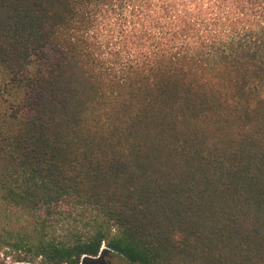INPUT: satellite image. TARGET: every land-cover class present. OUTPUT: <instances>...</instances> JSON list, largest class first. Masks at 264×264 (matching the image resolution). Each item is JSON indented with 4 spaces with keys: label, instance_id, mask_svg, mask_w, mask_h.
Listing matches in <instances>:
<instances>
[{
    "label": "trees",
    "instance_id": "16d2710c",
    "mask_svg": "<svg viewBox=\"0 0 264 264\" xmlns=\"http://www.w3.org/2000/svg\"><path fill=\"white\" fill-rule=\"evenodd\" d=\"M2 86L0 252L264 264V0H0Z\"/></svg>",
    "mask_w": 264,
    "mask_h": 264
},
{
    "label": "rangeland",
    "instance_id": "374dc122",
    "mask_svg": "<svg viewBox=\"0 0 264 264\" xmlns=\"http://www.w3.org/2000/svg\"><path fill=\"white\" fill-rule=\"evenodd\" d=\"M1 93H0V114L6 109V103H5V100L6 101H9L11 100L10 98V90L8 89H5V86H2L1 87ZM103 249L106 250V247H104ZM15 254L13 253H10V251H2L0 252V264H32V263H28V262H25V263H18L16 262V259H15ZM39 262V261H38ZM125 264L124 262H120L118 259H113L112 257L110 256H107L105 257L102 261L98 262V264ZM37 264V263H35ZM93 264V263H91Z\"/></svg>",
    "mask_w": 264,
    "mask_h": 264
},
{
    "label": "flooded vegetation",
    "instance_id": "af4514ba",
    "mask_svg": "<svg viewBox=\"0 0 264 264\" xmlns=\"http://www.w3.org/2000/svg\"><path fill=\"white\" fill-rule=\"evenodd\" d=\"M107 256H110V255H107ZM107 256H106V257H107ZM110 257H112L113 259L116 258V257H113V256H110ZM104 258H105V257H104ZM104 258H103V259H104ZM103 259H102V260H103ZM116 259H118L120 262H123V261H122L121 259H119V258H116ZM102 260L95 261V262H92V263H93V264H98V262H100V261H102ZM90 264H91V263H90ZM122 264H123V263H122Z\"/></svg>",
    "mask_w": 264,
    "mask_h": 264
}]
</instances>
